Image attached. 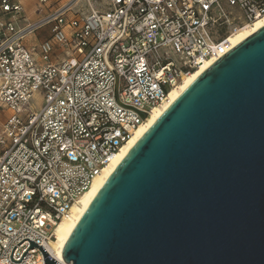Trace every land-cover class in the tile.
Listing matches in <instances>:
<instances>
[{"label":"built area","instance_id":"1","mask_svg":"<svg viewBox=\"0 0 264 264\" xmlns=\"http://www.w3.org/2000/svg\"><path fill=\"white\" fill-rule=\"evenodd\" d=\"M262 16L264 0H69L32 22L0 0V264L45 263L25 238L72 264L50 244L77 199L184 75Z\"/></svg>","mask_w":264,"mask_h":264},{"label":"water","instance_id":"2","mask_svg":"<svg viewBox=\"0 0 264 264\" xmlns=\"http://www.w3.org/2000/svg\"><path fill=\"white\" fill-rule=\"evenodd\" d=\"M25 239L44 264H61ZM62 256L72 264H264V26L148 126L84 209Z\"/></svg>","mask_w":264,"mask_h":264},{"label":"bare ground","instance_id":"3","mask_svg":"<svg viewBox=\"0 0 264 264\" xmlns=\"http://www.w3.org/2000/svg\"><path fill=\"white\" fill-rule=\"evenodd\" d=\"M264 26V16L259 17L254 22L238 28L233 33L229 34V44L227 47L223 48L211 59L206 60L197 69L184 75L181 82L177 84L176 87L169 91L166 100L154 107L152 111L147 115L144 123L133 134L131 139L122 147L118 154L109 162V164L104 168L103 172L94 180L91 187L77 199L76 203L73 205L70 214L65 217L57 226L55 230V240L50 244L51 249L55 253L58 259H62V246L74 228L76 222L82 215L84 209L90 204L94 199L95 195L99 191L100 187L103 185L105 180L110 176L113 170L121 162V160L126 156L129 150L134 146L136 141L140 136L147 130L148 126L158 118V116L178 97L180 96L206 69H208L213 63H215L220 57L227 53L231 48H233L237 43L248 37L250 34L254 33L258 29Z\"/></svg>","mask_w":264,"mask_h":264},{"label":"rangeland","instance_id":"4","mask_svg":"<svg viewBox=\"0 0 264 264\" xmlns=\"http://www.w3.org/2000/svg\"><path fill=\"white\" fill-rule=\"evenodd\" d=\"M54 1H57V0H54ZM61 1H66V0H61ZM85 4L86 3L84 2L83 5H85ZM222 7H223L224 10H226V12L228 14H231L232 21H233V18H234L235 23L232 26H235L237 23H241L242 22L243 13H242V11L239 9V7L237 5H230L228 2H225L224 1L222 3ZM51 27H52L51 25H48V26H46L44 28H41L40 30L37 31V33L34 36H32V37H30L28 39L27 43L28 44L31 43L32 42L31 40L33 39V37L35 39H36L37 36H38V38L39 37L40 38L47 37L49 35L50 31H51ZM228 27L229 26L226 25L225 26V30L229 29ZM217 29L221 31L220 28H217ZM34 42H37V41H34ZM176 58H179V56H177ZM41 102H42L41 97H40V95L37 94L34 97V100L32 101V107H33V109L38 110L40 108Z\"/></svg>","mask_w":264,"mask_h":264},{"label":"crops","instance_id":"5","mask_svg":"<svg viewBox=\"0 0 264 264\" xmlns=\"http://www.w3.org/2000/svg\"><path fill=\"white\" fill-rule=\"evenodd\" d=\"M67 1H69V0H66V1L48 0V2L43 5V7H44L43 11L44 12L42 14H38L37 13V9H38V5H39V0H21L22 4L24 6V9H25L26 17H27L28 21H32V22H35V21L41 19L43 15H47L50 11H52V9L54 7H56V6L60 5V4H64ZM50 35H51V31H50L49 35L47 37H45V38H40V37L38 38V36H37L36 39H35L33 37V39L31 40L32 42L29 43L28 45H33L35 43H39V42H41V41H43L45 39H48L50 37ZM34 41H37V42H34Z\"/></svg>","mask_w":264,"mask_h":264}]
</instances>
